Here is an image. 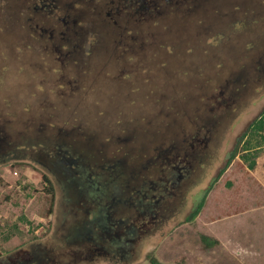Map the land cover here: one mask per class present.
<instances>
[{"label":"rangeland","instance_id":"rangeland-1","mask_svg":"<svg viewBox=\"0 0 264 264\" xmlns=\"http://www.w3.org/2000/svg\"><path fill=\"white\" fill-rule=\"evenodd\" d=\"M26 1L0 0V131L13 142L36 141L50 123L82 127L90 142L85 161L93 168V185L117 207L111 211L106 203L88 200L78 179L55 161L2 155L0 264H14L8 257L14 260L19 252L42 255L48 264H150L149 255L164 264H264V140L249 133L264 113V77L255 63L264 53V0H214L203 12H186L182 24L160 14L157 22L143 25L126 8L108 19L110 0H55L58 13L72 17L80 59L60 68L51 67L52 57L41 52L50 41L34 35L39 23L54 29L56 22L49 15L41 22ZM171 5L165 13L181 8ZM138 32L145 36L142 44L121 46ZM250 70L253 78L230 84L233 75ZM74 77L77 87L69 82ZM192 129L204 144L188 149L186 165L160 158L171 143L187 141ZM259 142L256 151H248ZM237 144L241 152L227 166ZM175 165L189 171L177 185L170 174ZM43 174L56 188L51 213ZM136 194V200L156 199L160 209L146 227L139 225L141 233L127 235L125 260L120 254L84 259L100 243L102 210L116 230L130 231ZM205 195L200 214L189 222ZM119 218L129 224L117 225ZM203 237L216 243L207 246ZM78 255L82 259L75 261Z\"/></svg>","mask_w":264,"mask_h":264},{"label":"trees","instance_id":"trees-1","mask_svg":"<svg viewBox=\"0 0 264 264\" xmlns=\"http://www.w3.org/2000/svg\"><path fill=\"white\" fill-rule=\"evenodd\" d=\"M110 1L113 7H111L112 10L107 15L108 19H113V18L115 19L116 17L121 16L122 10H124L125 8L126 10L127 8H130V10H132V7L130 5L132 1L130 0H124V2H121L118 5L115 2V0H110ZM55 2H56L55 0L48 1V3L46 4H42L38 2L35 7L32 6V8L34 7L32 9L33 11L32 15L34 16L41 15L42 17V19H40L41 22L43 21V18L45 15L46 16L49 15L52 18V20L56 22L57 25L56 24L54 25V29L52 28L46 29L44 25L45 23L43 25L39 23L40 27L34 29V35L36 37V41L42 42L43 39H45L46 41H50V44L48 46H45V48L42 49L40 47L42 49L41 52L42 53L45 52V58H49L50 56L52 57V59H49L52 61L51 67L57 66L58 68H60L62 65L72 64V61L80 63V59L76 58L78 53H77L76 45L74 44L72 40V36L78 35V32L75 31L76 30L75 28H73V30L70 29L71 28L70 25L72 24L71 22L72 17L61 16L57 11V5ZM141 5L142 7H140ZM150 7H151V4L150 5L147 4V0H144V2L143 1L139 2L138 10H140L139 12L143 13L144 15L142 17L143 19L144 18L151 19V17L156 16V12L153 10L152 7L151 8ZM35 19L36 18L34 19L31 18L29 19V21L34 22ZM75 21L76 20H74V22ZM56 26H59L60 28L66 26L69 29L67 31L58 32L56 31L57 29H55ZM62 42L64 43V45ZM100 42L101 41L98 37L95 46L98 47L97 45H99ZM122 45L123 43H121V46ZM27 47L29 48L31 47V45H28ZM64 47L67 48V50H65V53L62 52L65 49ZM92 48L93 46L91 47V50ZM57 58L61 60L57 61ZM256 64H257L258 74L260 76L261 75L264 76V62L256 63ZM118 77L119 79H123L124 76H122L121 78L120 76ZM71 80H74L75 83ZM71 80H69V82L72 84L73 87H75L78 84L77 83L78 80L75 77L72 78ZM81 87L84 88L83 86ZM51 124L52 123H50L49 126L44 125L45 128L39 129V132L40 133L42 132L43 136L40 135L41 138L37 137L36 141L34 140L32 141L28 137V138H23L20 140H14L13 142V140L12 141L10 140V137L6 136L4 131H0V155L13 154L11 156L13 157L14 154H16L20 158L24 157L34 162L40 161V160L41 161H46V160L55 161L56 165L59 168H61V170L67 173H70L73 178L78 179L77 181L80 182V187H81L80 189L83 191V194L86 197L90 198L88 200H92V201L97 200L98 202L102 201L104 199V194L102 190L101 189L96 190V186L91 183V181L93 180L92 175L89 176L90 173L92 174L93 168L89 164H87V162L85 161L88 157H91L90 151H89L90 142L88 139V134L82 131V127H77L75 125L69 126V125L64 124L62 126H59V125H51ZM249 131H250L249 133H251V136H253L254 138L260 137L261 139L264 140V135L262 134L264 133V113L258 118H256L249 125ZM244 137L245 136L242 135L241 138L244 139ZM196 138H197V134L194 135L190 143H194V144L196 142L198 143ZM8 141L13 142V144L11 145L8 144L4 146V144ZM247 144L250 145L251 141L247 142ZM6 146H9V148L6 149L5 148ZM258 147H260V142H259V146L258 145L252 146L248 149V151L252 149L256 151V148L258 149ZM169 151L170 150L168 149L164 151V153H167ZM240 152H241V146H238L237 144L234 151L231 153L227 166H229L234 161V159L240 154ZM169 155L170 153L162 154V158L170 157ZM35 157H38V158H35ZM164 159L167 161L166 158ZM171 168L173 169L170 174L176 177H178L179 175H184L185 173V169L183 168V166L175 165V166H172ZM226 169H223L219 173L217 180L222 176V174L225 172ZM84 179L87 180V183L84 182ZM171 182L177 183V178H174L173 181ZM43 184H44V190L47 196L50 197L51 199L50 210H49V213H51L53 201L56 195L55 184L53 182V179L47 174H43ZM206 197L207 196L205 195L201 199V201L198 203L196 208L193 210V212L190 215V218H188L189 222H191L194 218H196L200 214ZM139 204L145 205L149 208L150 212L147 215L148 219H150L151 217H155V215L159 213L160 204L156 201V199L149 200L148 198V200L145 201V199L141 197L140 199L135 201V205H139ZM105 210L106 209L102 210L101 211L102 213H99L100 215L99 218L102 222L100 223V225L97 226L98 230L111 233L112 242H110V244L112 245L113 249L114 248L116 249L118 247L128 246L126 244L127 240L129 239L127 238V236H121L120 239L114 236V232L116 230V228L114 227L115 224L113 222L112 223L107 222L106 218L109 216V214H108V211L107 210L105 211ZM101 217H103L104 219L103 218L101 219ZM203 241L205 245L207 246H211L216 243V242H211L210 239L207 237H203ZM148 260L150 264H164L160 262L154 255H149ZM32 264H36V261Z\"/></svg>","mask_w":264,"mask_h":264},{"label":"flooded vegetation","instance_id":"flooded-vegetation-1","mask_svg":"<svg viewBox=\"0 0 264 264\" xmlns=\"http://www.w3.org/2000/svg\"><path fill=\"white\" fill-rule=\"evenodd\" d=\"M40 1H41L42 4H45L44 3V0H40ZM40 1H38V0H27L26 1V4L29 6V3L30 2L32 3V5L29 6L30 7L29 9H30L31 12H33L32 9L37 5L38 2L40 3ZM130 1H132L130 3V5L132 7V10H130V8H127V10L133 12L132 15H136V17H135L136 21L138 23L140 22L143 25L144 22L146 23V21H148V20H152L153 22L156 21L157 20V16L160 15V14L161 15L171 16L177 23L180 21V24H182V22H183V20L185 18L184 15L185 14L188 15V13H186V12H191V11L194 12V13L200 12V11L203 12V11H205V9H207V7H209L208 5L210 4V2H212L214 0H167L166 1V2H168L167 4H164L163 3L164 0H160L159 3H156L154 1L152 2V1H148L147 0V4H149V5L151 4V7L156 12V16L151 17V19H148V18L147 19H145V18L143 19L142 18L144 16L143 13L142 12H139L140 10H138L139 9V2L140 1H143L144 2V0H140V1L139 0L138 1L137 0H130ZM173 2H174V5L175 6H181V8L180 7L173 8L172 9V12L170 14L165 13L164 12V8H169L168 6L171 5ZM142 5L140 7H142ZM32 6H34V7L32 8ZM180 12H182V13L179 14ZM139 17H141V18L139 19ZM158 21H159V19H158ZM144 39H145V36L144 35H141L140 36V34L138 32L137 38L135 36H132L131 39H129L127 41H124V39H123L122 43L123 44H129L130 46H132L137 41H139V43L142 44V42H143ZM115 42H117V40H115ZM143 50H145V48ZM143 50L140 51V52L143 53ZM245 53L248 55V56H245V58L248 59L249 54L247 52H245ZM250 56H251L250 58H251L252 61L256 58V57H254V55H250ZM130 59H131V60H129L130 61V64L131 65L132 64H135L133 62V61H135V58L134 57H130ZM58 60H61V59H58L57 58V61ZM142 61H143V59L141 60V58H140L139 59V63L142 64ZM60 62H62V61H60ZM263 62H264V53L263 54H260L259 57L255 59V63H263ZM250 64L253 66L252 70L254 72L256 70L255 67H254L255 64H252V63H250ZM233 77H234L233 78V81H231L230 84L231 85H235V84L237 85V83H235L234 80L237 81V80H240V79H244V80L248 81V80L251 79V77L253 78V73L250 70V71H246L242 75L241 74H236L235 76L233 75ZM260 77L262 78L264 76L261 75ZM219 96L223 97L224 96L223 95V92H221L219 94ZM205 113H208V109L205 110ZM204 117L205 118L203 119V122L205 121V124H202V125L204 127H206V126L208 127V125H210L209 124V118L207 116H204ZM27 127H28V125H27ZM196 134L197 133L194 132L193 129H192V130H190V135H187V138H188L187 141L186 140H183V138H181V140H179V142L177 140L175 144L174 143H171V148H169L170 151L167 152V153H170V155H169L170 157H164V158L167 159V163L173 164L176 161H179L180 163H184L186 165L188 163V161H189V158L192 157V154L191 153L190 154L188 153V151H189L188 149H190L191 146H193V144H194V143H190V141L192 140L191 136H194ZM189 137H190V139H189ZM196 140L198 141V143L204 144V141H202V140H200L198 138V134H197ZM185 142H188L189 143L188 147H187V145H186ZM167 153L161 152L159 154L160 158H162V154H167ZM0 156H2V155H0ZM12 158H20V157L18 155L14 154V156ZM164 158H162V159H164ZM6 159H8V158H6ZM6 159H4L3 161H6ZM1 160L2 159H0V162H2ZM165 162H166V160H165ZM182 166L184 168V165H182ZM108 167H110V166L108 165ZM187 172H189V171H185V173H187ZM185 173H184V175H185ZM91 175L92 174L90 173L89 176H91ZM184 175H179L178 177H176L177 178V182H181L182 177ZM185 179H187V178H185ZM166 181L168 182V180H166ZM78 183L80 184V182H78ZM86 183H87V180H86ZM91 183L93 184V181H91ZM164 185H165V187H167L166 186V183ZM173 185H177V183H173ZM137 197H138V195L136 194V198L134 197L132 199V202L133 201H136ZM102 203H106L105 206H106L107 210L110 208L111 211H112L114 208L117 207V204H115L116 201L114 200L112 202V198H110V199H103L102 201H100V205H102ZM133 205L137 209V216L131 218V219H133V221L130 222L131 226L130 227H127L130 230V231H128V233H124V232L120 231L119 229L115 230L114 236H116L118 239H120L121 236H127L130 233H135V232L137 234L141 233L142 231H140V228H139L140 226L139 225H142L141 227H146V225L148 223H151V220H153V218H156V216H157V214H156L155 217H151L150 219H148L147 218L148 217L147 215L149 214L150 210H149V208L147 206L142 205V204L135 205V202L133 203ZM141 211H142V213H140ZM102 218L103 217H101V219ZM106 219H107V222H110V223L113 222L112 219H111V215H109ZM120 219L121 218H119V220ZM120 224L127 225V224H129V222L120 220L117 223V225H120ZM105 239H106V245L103 243V241ZM99 240H100V243H96V247H94L92 250H90V252L87 253L84 256L85 257L84 259L91 260V258H95V256L96 257L97 256H99V257H101V256H112V257H115L116 258L118 256V254H120L119 257H121V258H123L125 260L126 254L128 253V251H127V249L125 247H118V248H116L117 249L116 250L115 248L113 249V247L111 248V246L107 244L109 242H112L111 233L104 232V231H100ZM91 241H93V240H91ZM127 241H131V240L128 239ZM107 246H110V247H107ZM14 257H15L14 260L11 257H8V259L10 260V262L11 263H14V264H32L35 261H36V264H48L47 261L44 260V258H41L42 255H39V254H36L32 258V257H29L28 255L24 254L23 252H19V253H15L14 254ZM79 257H80V255H78V257L77 256H74V258H75L74 260L75 261H79L80 259H82V258H79ZM50 261L52 263L54 262V260H52V259H50Z\"/></svg>","mask_w":264,"mask_h":264},{"label":"water","instance_id":"water-1","mask_svg":"<svg viewBox=\"0 0 264 264\" xmlns=\"http://www.w3.org/2000/svg\"><path fill=\"white\" fill-rule=\"evenodd\" d=\"M29 257H31V256H29Z\"/></svg>","mask_w":264,"mask_h":264}]
</instances>
